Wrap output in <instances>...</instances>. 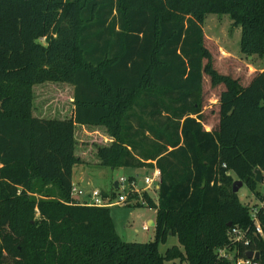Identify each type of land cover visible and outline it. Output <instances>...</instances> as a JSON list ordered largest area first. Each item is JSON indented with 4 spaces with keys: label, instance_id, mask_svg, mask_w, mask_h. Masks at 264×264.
<instances>
[{
    "label": "trees",
    "instance_id": "trees-1",
    "mask_svg": "<svg viewBox=\"0 0 264 264\" xmlns=\"http://www.w3.org/2000/svg\"><path fill=\"white\" fill-rule=\"evenodd\" d=\"M208 13L239 27L242 54L264 55V0H0V264H230L222 247L264 264V68L245 85L212 68ZM203 73L223 85L209 131ZM48 82L69 86L54 114L33 103L32 86ZM80 125L108 140L79 157ZM86 159L158 170L155 200L141 193L155 210L151 240L124 241L107 206L73 201L71 167ZM236 179L259 202L262 236L231 191ZM232 227L245 242H230ZM168 234L181 250L160 254Z\"/></svg>",
    "mask_w": 264,
    "mask_h": 264
},
{
    "label": "rangeland",
    "instance_id": "rangeland-1",
    "mask_svg": "<svg viewBox=\"0 0 264 264\" xmlns=\"http://www.w3.org/2000/svg\"><path fill=\"white\" fill-rule=\"evenodd\" d=\"M202 32H203V45L207 49L210 56V65L217 72L222 74H228L233 78H237L240 84H246V68L243 63H251L252 67L263 66L264 67V55H245L239 51L238 41L240 29L238 26H231V20L227 14H214L208 13L204 15L202 21ZM39 42L43 43V39L40 38ZM249 56H252L248 58ZM204 63V60H202ZM254 69L249 68V72ZM248 71V70H247ZM35 84L32 86L34 94V105L37 107H45L47 112L53 113L55 108L59 105H65L67 102V91L69 86L63 83L48 82L44 84ZM221 84L211 86L206 74H202L201 79V115L200 120L203 125L212 126L215 122V104L217 103L218 90L222 88ZM59 89L60 93L56 94L55 90ZM42 100V101H41ZM62 105V106H63ZM65 109V106H64ZM66 112V111H65ZM64 112V113H65ZM32 109V115L50 117L48 114H37ZM205 127V126H203ZM78 136V130H76V137ZM74 153H77L74 150ZM90 153V152H89ZM87 157H90L89 155ZM85 158V157H84ZM89 160V159H86ZM85 163L90 167V171H94V164ZM139 168V167H138ZM110 178L101 182V178L91 176V185L99 187V183H102V187H107L106 190L113 189L112 182L117 180L121 175L133 176L136 180L142 179L145 175L143 170L132 169L116 170L112 169ZM104 183V184H103ZM111 187V188H110ZM260 193L264 196L262 187L259 188ZM240 201L250 208L253 204H259L257 200L250 196L249 191L244 185L240 186L238 191ZM154 196V194H153ZM110 213L114 221L115 230L120 239L124 241H148L151 240V226L147 230H141V225L146 224L147 219L153 218V209L147 207L145 204L142 205H131L127 204L124 207L113 206L110 207ZM138 239V240H135ZM175 243V241H174ZM166 245H159L158 251L163 254ZM168 247V246H167ZM158 252V253H159ZM173 263V262H172ZM165 263V264H172ZM187 264V262L183 263Z\"/></svg>",
    "mask_w": 264,
    "mask_h": 264
},
{
    "label": "built area",
    "instance_id": "built-area-1",
    "mask_svg": "<svg viewBox=\"0 0 264 264\" xmlns=\"http://www.w3.org/2000/svg\"><path fill=\"white\" fill-rule=\"evenodd\" d=\"M157 175V170H153L150 174H145L142 179L136 180L133 176L121 175L114 182L113 197L110 195H102L98 188H89L87 190L78 188L73 184L70 185V196L75 203L85 204L90 206H112L119 205L124 206L127 204H145L141 193L147 192L148 189L154 185V177ZM255 209L250 207L249 215L252 221V229L254 234L262 236L260 226L256 220ZM142 230H147L146 224L141 225ZM228 239L231 243L245 242V231L240 228L232 227L227 231ZM254 251V250H252ZM217 254L220 257L230 260V264H256L255 260L242 257L234 256L235 249L219 248Z\"/></svg>",
    "mask_w": 264,
    "mask_h": 264
},
{
    "label": "crops",
    "instance_id": "crops-1",
    "mask_svg": "<svg viewBox=\"0 0 264 264\" xmlns=\"http://www.w3.org/2000/svg\"><path fill=\"white\" fill-rule=\"evenodd\" d=\"M252 56H249L248 58H250ZM244 67L246 68V74H245V79H246V83L249 81L250 77L256 72V71H260L261 69H263L264 67L263 66H257V67H252L251 63H243ZM249 68H252L254 69L252 72L250 71L249 72ZM248 70V71H247ZM241 85H244V84H241ZM223 86V85H222ZM223 88V87H222ZM222 88H220L218 90V94L220 92V90H222ZM217 98H218V95H217ZM201 114V112H200ZM217 121H218V115H217V103L215 104V122L214 124H212V126H208V125H203L205 127H203L204 130L206 131H209V130H212L216 127L217 125ZM202 124V122H201ZM78 128V131H79V138H78V141L81 143V145L79 144V154H77L79 157L81 155H84L85 154V150H89V149H92L93 150V143H100V139L102 138L103 141L105 140H108L107 139V136L103 133V131L98 128V127H94V126H85V125H80V126H76ZM90 167H88V165H86L85 163H75L72 165L71 167V184H73L74 186L78 187V188H81V189H84V190H87L89 188H98L100 190L101 193L105 194L106 195H110V192L112 190H109L107 191L106 188L107 187H102L103 185H101L102 183H99V187L97 186H92L91 185V176H95V177H99L101 178V182H104L105 180L109 179L110 178V175L112 174V169L114 168H110V167H107V166H99V165H95L94 164V171H90L89 170ZM124 169H132L133 171H136L137 169H141L143 170L144 174H150L153 170H155L156 168L154 166L150 167V168H146V167H139V168H131V167H116V170H124ZM157 170V169H156ZM154 185L152 188L148 189L147 190V193L150 195V197L155 200L156 198V187H157V181H158V170H157V175L156 177H154ZM114 182L115 180L112 182L111 185H113V189H114ZM104 184V183H103ZM263 191H264V184L261 185ZM111 188V187H110ZM240 187L237 189L236 191V195L240 201V197L238 195V191H239ZM154 194V196H153ZM250 194V193H249ZM250 196L252 197V195L250 194ZM241 202V201H240ZM263 202H264V196H263ZM242 203V202H241ZM243 204V203H242ZM121 207L119 205H112V206H108L109 210H110V207ZM125 206V205H124ZM123 206V207H124ZM153 218H149L146 220V225L149 227L151 226V238L153 237V224H154V215H155V210L153 209ZM109 214H110V218L112 220V223H113V227H114V230H115V226H114V221L112 219V216H111V213L109 211ZM142 230V229H141ZM116 232V230H115ZM117 233V232H116ZM135 240H138V239H135ZM175 241V243H174ZM165 244L167 248V246H171V245H176L178 247L179 250H181V247L177 244L176 242V238L172 235H167L164 242L163 243H159L157 245V250H158V246L159 245H163ZM165 250V249H164ZM159 252V251H158ZM160 253V252H159ZM178 263V260L177 259H173V260H166L164 261V264L165 263ZM186 261H180L179 264H183L185 263ZM172 263V264H173Z\"/></svg>",
    "mask_w": 264,
    "mask_h": 264
},
{
    "label": "water",
    "instance_id": "water-1",
    "mask_svg": "<svg viewBox=\"0 0 264 264\" xmlns=\"http://www.w3.org/2000/svg\"><path fill=\"white\" fill-rule=\"evenodd\" d=\"M253 173H254V181L255 182H257V183H260L261 182V175H260V172H259V170L258 169H255L254 171H253ZM240 186H242V183H241V181H239V180H233L232 182H231V191L232 192H236L237 191V189L240 187ZM257 256H258V253H257V251H252V250H246L245 252H244V257H246V258H251V259H256L257 258Z\"/></svg>",
    "mask_w": 264,
    "mask_h": 264
}]
</instances>
